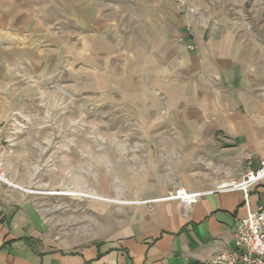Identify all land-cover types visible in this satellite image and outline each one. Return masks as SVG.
Wrapping results in <instances>:
<instances>
[{
    "label": "crops",
    "instance_id": "0c3cea01",
    "mask_svg": "<svg viewBox=\"0 0 264 264\" xmlns=\"http://www.w3.org/2000/svg\"><path fill=\"white\" fill-rule=\"evenodd\" d=\"M184 1L0 0L7 139L25 120L14 110L48 79L137 127L103 137L122 143L115 164L99 162V188L82 190L123 203L89 198L97 230L74 246L52 236L31 192L0 183V264H212L235 249L234 224L264 204V179L248 198L225 189L247 170L242 157L253 169L264 159V0ZM26 142L11 150L8 174L42 171ZM71 152L66 189H81ZM179 189L208 193L186 207L166 199Z\"/></svg>",
    "mask_w": 264,
    "mask_h": 264
},
{
    "label": "rangeland",
    "instance_id": "374dc122",
    "mask_svg": "<svg viewBox=\"0 0 264 264\" xmlns=\"http://www.w3.org/2000/svg\"><path fill=\"white\" fill-rule=\"evenodd\" d=\"M44 84L43 90L37 89L29 93L26 111L14 110V118L25 120L21 122L22 124H15L10 130L11 150L15 149L19 139H27V150L31 156L29 165L41 167L42 171L37 174L18 172L10 175L6 170V161L10 155L5 158L3 171L9 180L14 176L28 185L33 184L28 188L22 186L21 189L31 192L28 195L39 201L47 222L53 227L52 236L58 237L68 246H74L97 230L95 228L97 223L91 220V213L87 209V204L92 198L57 193L68 191L92 193L82 190L85 182L97 190L101 176L98 173L99 162L110 166L109 158L112 164H115L116 145L122 144L103 137L116 133L136 132L137 127L126 123L114 106L101 109L95 105L88 107L82 95L71 99L68 95L58 94L57 89H53L55 83L53 84L50 79ZM0 131L7 139L2 126ZM3 144L7 147L8 142L5 141ZM69 147L72 150L70 161L74 160L76 165L74 180L76 187L81 189H66L69 181L67 172ZM53 166H58L59 172H52ZM108 176L113 179L115 173H109Z\"/></svg>",
    "mask_w": 264,
    "mask_h": 264
},
{
    "label": "built area",
    "instance_id": "2783aa9c",
    "mask_svg": "<svg viewBox=\"0 0 264 264\" xmlns=\"http://www.w3.org/2000/svg\"><path fill=\"white\" fill-rule=\"evenodd\" d=\"M177 4L182 7L184 0H176ZM193 49V45H188ZM7 141V147L3 142ZM12 140L6 139L0 131V183L8 186L12 185L3 171L5 158L11 152ZM239 163L246 165L247 170L242 178L225 188L226 190H240L248 198V191L252 185L264 179V159L259 161V166L253 169V157L245 156L239 160ZM208 192H189L179 189L170 193L166 199H176L184 206L190 207L199 202ZM233 239L235 242L234 250H223L213 257L212 264H264V204L257 210L248 209L246 217L238 220L233 226Z\"/></svg>",
    "mask_w": 264,
    "mask_h": 264
},
{
    "label": "bare ground",
    "instance_id": "6f19581e",
    "mask_svg": "<svg viewBox=\"0 0 264 264\" xmlns=\"http://www.w3.org/2000/svg\"><path fill=\"white\" fill-rule=\"evenodd\" d=\"M12 185H14L15 187H18V188H23L22 186H18L16 185L15 183L11 182L9 179H7ZM57 194H60V195H67V196H73V197H85V198H93V199H98V200H104V201H115V202H121L123 203L122 201H117V200H112V199H107V198H104V197H101L99 195H95V194H92V193H88V192H80V193H76V192H62V193H57Z\"/></svg>",
    "mask_w": 264,
    "mask_h": 264
}]
</instances>
